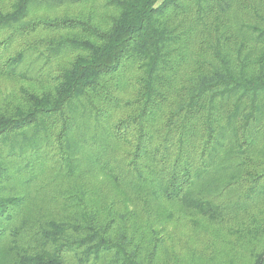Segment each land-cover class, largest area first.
Wrapping results in <instances>:
<instances>
[{
    "label": "trees",
    "instance_id": "16d2710c",
    "mask_svg": "<svg viewBox=\"0 0 264 264\" xmlns=\"http://www.w3.org/2000/svg\"><path fill=\"white\" fill-rule=\"evenodd\" d=\"M0 79V264H264V0H0Z\"/></svg>",
    "mask_w": 264,
    "mask_h": 264
},
{
    "label": "rangeland",
    "instance_id": "374dc122",
    "mask_svg": "<svg viewBox=\"0 0 264 264\" xmlns=\"http://www.w3.org/2000/svg\"><path fill=\"white\" fill-rule=\"evenodd\" d=\"M57 11H47L46 14L52 16ZM13 83L8 80L0 79V99L3 94L7 93L13 87ZM177 234L182 237V240L189 242V247L195 248L199 251H204L205 255H210L216 250H220L221 247L212 245V231L208 232H197L192 230L189 226L184 224H176L175 227Z\"/></svg>",
    "mask_w": 264,
    "mask_h": 264
}]
</instances>
